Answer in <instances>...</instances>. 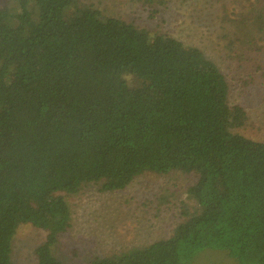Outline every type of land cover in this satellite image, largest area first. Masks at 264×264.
Segmentation results:
<instances>
[{
    "label": "trees",
    "instance_id": "1",
    "mask_svg": "<svg viewBox=\"0 0 264 264\" xmlns=\"http://www.w3.org/2000/svg\"><path fill=\"white\" fill-rule=\"evenodd\" d=\"M89 1L0 2V264H14L22 225L46 232L36 264H195L210 251L264 264V142L238 132L249 116L232 101L235 78L201 48ZM133 1L153 17L171 0ZM234 1L223 37L240 68L252 62L249 87L264 77V0ZM145 173L195 178L172 235L84 261L57 256L70 198Z\"/></svg>",
    "mask_w": 264,
    "mask_h": 264
},
{
    "label": "rangeland",
    "instance_id": "2",
    "mask_svg": "<svg viewBox=\"0 0 264 264\" xmlns=\"http://www.w3.org/2000/svg\"><path fill=\"white\" fill-rule=\"evenodd\" d=\"M3 0H0L2 2ZM89 3L108 16L131 21L152 34L172 35L187 45L201 48L208 57L235 78L232 101L244 104L249 119L238 130L264 142V77H258L249 87L243 79L254 71L252 62L240 65L228 57L223 37L231 29L224 15L241 10L234 0H171L151 17L142 4L133 0H90ZM232 16V15H230ZM194 176L173 173L168 176L145 173L124 190L101 192L95 184L85 185L68 200L72 210V226L56 244L57 256L74 261L94 256H109L135 247L145 246L173 234L183 220V202L191 203L187 189ZM162 200H169L161 205ZM46 240V232L22 225L13 240L12 262L36 264V249ZM195 264H237L225 251L200 254Z\"/></svg>",
    "mask_w": 264,
    "mask_h": 264
}]
</instances>
